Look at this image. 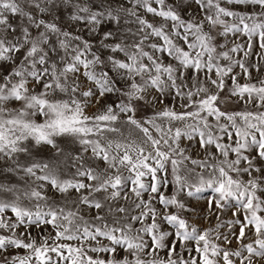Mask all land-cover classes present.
I'll return each mask as SVG.
<instances>
[{
    "label": "snow or ice",
    "instance_id": "snow-or-ice-1",
    "mask_svg": "<svg viewBox=\"0 0 264 264\" xmlns=\"http://www.w3.org/2000/svg\"><path fill=\"white\" fill-rule=\"evenodd\" d=\"M0 177V264H264V0H0Z\"/></svg>",
    "mask_w": 264,
    "mask_h": 264
},
{
    "label": "rangeland",
    "instance_id": "rangeland-1",
    "mask_svg": "<svg viewBox=\"0 0 264 264\" xmlns=\"http://www.w3.org/2000/svg\"><path fill=\"white\" fill-rule=\"evenodd\" d=\"M256 74H255V72L253 73V76H255ZM95 109H93V108H90L89 109V112H92V111H94ZM65 146L67 147V148H71L72 147V145H71V143L70 142H66L65 143ZM0 179H6V177H0ZM192 216H195V213H192ZM196 223H198L199 225H200V227H206L207 226V224L203 221V220H197V221H195ZM233 247H235V244H233Z\"/></svg>",
    "mask_w": 264,
    "mask_h": 264
}]
</instances>
